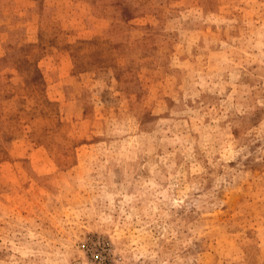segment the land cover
I'll return each mask as SVG.
<instances>
[{
	"label": "rangeland",
	"instance_id": "1",
	"mask_svg": "<svg viewBox=\"0 0 264 264\" xmlns=\"http://www.w3.org/2000/svg\"><path fill=\"white\" fill-rule=\"evenodd\" d=\"M0 264H264V0H0Z\"/></svg>",
	"mask_w": 264,
	"mask_h": 264
}]
</instances>
